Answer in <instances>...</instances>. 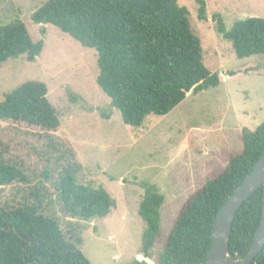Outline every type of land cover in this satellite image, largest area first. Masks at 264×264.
Segmentation results:
<instances>
[{"label":"trees","instance_id":"1","mask_svg":"<svg viewBox=\"0 0 264 264\" xmlns=\"http://www.w3.org/2000/svg\"><path fill=\"white\" fill-rule=\"evenodd\" d=\"M196 1L198 18L206 20L204 0ZM212 18L216 33L231 43L237 58L264 56V18L238 19L230 28L219 13ZM31 20L51 24L97 52L96 84L123 123L131 127H140L149 116L166 115L187 93L215 87L224 79L205 66L200 39L192 32L187 8L178 0H47L32 12ZM42 47L43 40L33 41L20 17L0 24V65L21 55L33 62ZM47 93V85L39 80L18 84L0 101V122L36 127L44 133L45 147L56 152L61 148L62 159L71 158L57 181L64 211L87 221L104 218L116 207L115 199L101 185L84 183L70 144L53 139L51 132L60 122ZM239 138L241 149L223 151L224 166L210 172L178 209L157 253L158 264H205L218 211L264 151V120L252 130L243 127ZM8 152L9 145L0 140V186L29 182L22 167L7 157ZM41 176L47 179L49 170ZM142 187L137 210L144 224L141 253L150 257L162 235L164 196L155 184L145 181ZM261 203L262 186L235 215L228 246L236 258L252 243ZM81 242L78 234L66 236L58 220L43 213L39 202L0 207V264H90L79 247ZM128 264L146 262L134 259ZM250 264H264V246Z\"/></svg>","mask_w":264,"mask_h":264},{"label":"rangeland","instance_id":"2","mask_svg":"<svg viewBox=\"0 0 264 264\" xmlns=\"http://www.w3.org/2000/svg\"><path fill=\"white\" fill-rule=\"evenodd\" d=\"M45 1L0 0V24L20 17L31 39L43 40L35 61L21 55L0 65V101L26 80L44 82L60 122L51 132L53 139L70 144L81 165L80 179L105 188L116 207L106 217L89 221L67 214L57 181L71 158L62 159L61 148L56 152L45 147L38 128L11 122H0V140L9 145L7 157L30 180L0 186V207L39 202L66 236L81 237L79 247L90 264H128L134 259L158 264L157 253L187 196L210 172L224 166L223 151L241 149L243 127L252 130L264 120V56L237 58L231 43L216 33L212 18L219 13L227 28L238 19L264 18V0H204L206 20L198 18L196 0H178L200 39L205 66L224 79L215 87L187 93L169 113L149 116L137 128L123 123L96 84L97 52L51 24L31 20L32 12ZM45 169L47 179L41 176ZM145 181L164 196L162 235L150 257L141 253L144 224L137 213Z\"/></svg>","mask_w":264,"mask_h":264},{"label":"water","instance_id":"3","mask_svg":"<svg viewBox=\"0 0 264 264\" xmlns=\"http://www.w3.org/2000/svg\"><path fill=\"white\" fill-rule=\"evenodd\" d=\"M262 186L261 219L249 249L241 258L229 250L232 224L240 206ZM264 246V151L249 174L222 204L214 221L205 264H250Z\"/></svg>","mask_w":264,"mask_h":264}]
</instances>
